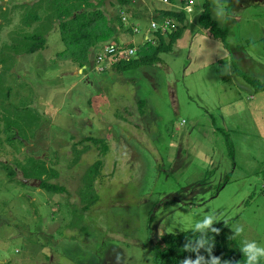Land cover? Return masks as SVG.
<instances>
[{
    "label": "rangeland",
    "instance_id": "obj_1",
    "mask_svg": "<svg viewBox=\"0 0 264 264\" xmlns=\"http://www.w3.org/2000/svg\"><path fill=\"white\" fill-rule=\"evenodd\" d=\"M34 1L4 0L8 21H1L0 47L19 24L20 10L13 6ZM204 1L176 3L188 12L187 27L150 65L118 71L109 56L99 60L110 40L92 47L81 65L64 53L57 30L48 34L45 49L18 56L10 70L0 64V92L10 87L0 101L31 106L40 115L18 147L9 139L16 128L6 130L0 120V264H153L161 233L181 232V219L191 229L213 212L220 220L213 226L231 236V227L244 226L241 236H233L241 245L245 239L264 245V90L241 73L264 83V0H239L234 8L224 0L231 18L216 21L232 49L199 23ZM160 5L170 6L163 0L125 4L117 43L146 48L162 18L154 11ZM101 8L110 16L121 4L102 0ZM239 45L245 49H233ZM87 136L104 138L109 150L95 180L99 199L84 210L83 174L99 150L92 146L73 164L72 145ZM85 144L91 143L77 148ZM27 156L52 163L59 172L52 182L66 191L24 179L19 162ZM3 163L15 169L13 180ZM149 202L153 223L146 242L142 212Z\"/></svg>",
    "mask_w": 264,
    "mask_h": 264
},
{
    "label": "trees",
    "instance_id": "obj_2",
    "mask_svg": "<svg viewBox=\"0 0 264 264\" xmlns=\"http://www.w3.org/2000/svg\"><path fill=\"white\" fill-rule=\"evenodd\" d=\"M140 1L119 0L121 8H118V11L110 16H107L101 8L102 0H36L32 4H16L13 7L20 10L19 24L17 28L10 32L9 41L0 47V64L3 65L2 69L6 71L14 67L18 56L34 54L39 50L45 49L47 36L52 30L59 31L60 38L65 44L64 53L69 52L81 65H86L90 60L92 47L101 41L110 40L109 43L118 42L120 28L125 23L122 18L124 12L128 10V8H124L123 6L131 3L137 4ZM168 1L170 4L169 7H155L154 11L161 14L162 18L157 22L155 28L152 29V36L146 41V48L142 47L137 49V57L135 58L121 57L117 61L112 60L110 64L112 63V66L116 70L134 69L143 65L159 62L161 60V53L169 52L173 49L175 42L182 36L187 27L188 12L184 7L176 6L179 0ZM186 1L180 0L181 6H185L187 4ZM238 1L228 0L227 6L234 8ZM244 1L249 2L253 0ZM253 5H257V3ZM212 8L213 0H205L202 3L201 13L198 18L199 23L213 36L222 38L226 47L232 49L230 44L226 42L227 31L220 27L212 16ZM228 12L230 13V10ZM7 15V8L0 4V30L4 25L1 21H8ZM251 42L248 40V43ZM233 49L240 50L245 48L243 45H239ZM241 73L257 90H264L263 82H260L257 78H253L245 72ZM0 75H2L1 72ZM2 79L3 77L0 76V84L4 83ZM9 89L10 87H7L6 90L3 89V92H0V94L8 93ZM138 102L139 110L143 114L145 112L143 108L145 106V100L141 99ZM1 119L6 122V130L12 127L16 128V133L10 136L9 139L14 141L15 144L17 143L16 146L18 147L19 145H25L24 139L27 137V132H33L38 126L40 115L31 106L26 105L21 107L15 104L7 106L3 101H0ZM226 138L227 144L229 145L228 155L234 158L235 149L230 144L227 132ZM84 141H89L91 144H85L82 148H77ZM92 146L98 148L99 157L93 164H90L86 168L83 174V184L79 192L80 197H84V210L89 209L99 199L96 193L95 180L101 173L104 164L103 157L107 154L109 145L104 138L94 136H87L82 142L77 141L72 145L74 150L73 164L78 163L82 153L90 150ZM19 163L24 179L38 180L41 188L55 193L66 191L64 185L52 182V179L58 177L59 174L52 163H48L43 158L32 156H27L24 162ZM2 167L7 171L9 179L13 180L15 169L7 163H3ZM259 173H261L264 180V168ZM22 183L26 184L24 181ZM262 191L264 192V183ZM153 203H146L142 212L143 222L141 231L146 237V242L149 241L150 237L148 235L151 234L152 230ZM216 227L221 229L219 234L213 232L208 233L209 241L215 244L213 254L220 256L222 260H231L233 264H236V262L244 264L245 258L240 250L242 245L233 236L229 235L225 228L222 226ZM197 236H199V233H193L190 229L178 233H161L154 247H152L153 264H180L181 260L188 256L195 258V253L185 251L183 246L188 238L195 239ZM201 254L206 257L208 256V253L204 249H201ZM260 264H262V260Z\"/></svg>",
    "mask_w": 264,
    "mask_h": 264
},
{
    "label": "clouds",
    "instance_id": "obj_3",
    "mask_svg": "<svg viewBox=\"0 0 264 264\" xmlns=\"http://www.w3.org/2000/svg\"><path fill=\"white\" fill-rule=\"evenodd\" d=\"M191 11V9H189ZM212 16L218 22H226L231 18L226 3L224 0H213V12ZM224 71H230V66L225 65ZM220 221L217 215L213 212L204 215L203 218L197 221L192 227L193 233H199L195 239L188 238L184 244V250L190 253H195V258L188 256L181 260L180 264H233L231 260H222L220 256L213 254L215 247L214 243H211L208 239V233L213 232L219 234L220 228L214 227V223ZM181 224V231H184L183 220L178 221ZM226 224L227 222L224 221ZM234 230L233 236H241L244 233V226L238 225L231 227ZM201 249H204L208 256L201 254ZM244 255V264H260V261L264 259V245L257 243L255 240L245 239L240 249ZM239 264V262H236Z\"/></svg>",
    "mask_w": 264,
    "mask_h": 264
},
{
    "label": "built area",
    "instance_id": "obj_4",
    "mask_svg": "<svg viewBox=\"0 0 264 264\" xmlns=\"http://www.w3.org/2000/svg\"><path fill=\"white\" fill-rule=\"evenodd\" d=\"M163 1L167 2L168 0H163ZM153 26H155V24H153ZM136 52H137V48L134 45L121 46L117 44L116 42H111L105 45L101 49L100 53L97 54V56L99 60H103L105 56H109L111 58L110 61L112 60L117 61L121 57L122 58L131 57L132 54H136Z\"/></svg>",
    "mask_w": 264,
    "mask_h": 264
},
{
    "label": "water",
    "instance_id": "obj_5",
    "mask_svg": "<svg viewBox=\"0 0 264 264\" xmlns=\"http://www.w3.org/2000/svg\"><path fill=\"white\" fill-rule=\"evenodd\" d=\"M0 4H4V0H0ZM25 181H27V180H25ZM33 181H35V179Z\"/></svg>",
    "mask_w": 264,
    "mask_h": 264
},
{
    "label": "crops",
    "instance_id": "obj_6",
    "mask_svg": "<svg viewBox=\"0 0 264 264\" xmlns=\"http://www.w3.org/2000/svg\"><path fill=\"white\" fill-rule=\"evenodd\" d=\"M163 5H160V7H162ZM156 14H158L157 12H156ZM206 32L208 31L207 29H204ZM238 54H239V52H237Z\"/></svg>",
    "mask_w": 264,
    "mask_h": 264
},
{
    "label": "bare ground",
    "instance_id": "obj_7",
    "mask_svg": "<svg viewBox=\"0 0 264 264\" xmlns=\"http://www.w3.org/2000/svg\"><path fill=\"white\" fill-rule=\"evenodd\" d=\"M172 23V22H171Z\"/></svg>",
    "mask_w": 264,
    "mask_h": 264
}]
</instances>
